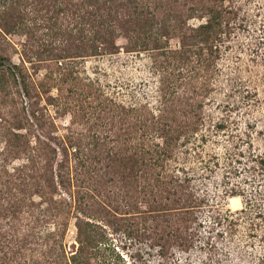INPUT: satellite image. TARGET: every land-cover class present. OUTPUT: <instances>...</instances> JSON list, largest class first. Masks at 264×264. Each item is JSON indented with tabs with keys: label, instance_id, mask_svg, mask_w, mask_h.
<instances>
[{
	"label": "trees",
	"instance_id": "obj_1",
	"mask_svg": "<svg viewBox=\"0 0 264 264\" xmlns=\"http://www.w3.org/2000/svg\"><path fill=\"white\" fill-rule=\"evenodd\" d=\"M179 1H165V13L159 16L149 7H142L139 0H0V33L12 35L21 29L26 38L21 44L24 51L19 63H13L0 49V264H113L98 247L105 243L104 224L110 223L135 242L149 243L141 253L130 254L131 263L118 255L122 264H149L147 257L154 260L151 249L159 257L156 264H176L177 261L168 260L171 253L180 250L175 244L181 251H188L197 247L198 241V248L209 249L206 260L210 264H235L231 259L220 263L222 256L229 259L234 253L242 258L238 264H243V257L248 258L244 244L251 237L258 238L262 249L251 262L264 264V193L255 192L250 198L244 197V190L238 186L227 187L221 197L241 196L242 208L231 210L222 204L221 209L212 206L205 210L210 196L200 192L197 170L184 165L193 149L186 146L200 132L198 124H186L202 118L190 111V101L183 99L186 95L177 92L181 86L188 89L191 72L199 74L196 65L206 60L205 55L218 52L219 44L234 34L238 23L231 20L241 16V28L246 22L252 24V15L242 10L241 3L224 4L233 0H207L205 4L191 0L186 8L178 7ZM28 5L33 6L32 11L47 7L48 15L26 18L23 7ZM194 17L204 21L187 26ZM174 36L179 38L180 49L166 53L163 40ZM28 42L31 48L39 47L36 60H46L41 79L30 72L33 61L26 52ZM256 44L264 48L262 40ZM249 52L251 61H257L258 51L252 47ZM191 54L197 60L185 70L181 64L190 63ZM144 55L150 59V95L155 98L152 104L145 100V111L140 110L145 97L137 98L132 93L130 107H124L125 101L115 104V99L107 97L81 70H85L84 63L90 57L111 56L108 60L117 61ZM171 59L178 69L173 78L167 71ZM240 72L229 77L233 90L227 102L218 99L221 91L215 94L217 105L228 112L243 109L244 113L246 100L257 92L244 77L249 73ZM153 74L158 75L156 81ZM66 83L71 87L64 93ZM149 83L142 82L147 87ZM131 84L128 79L124 86L130 88ZM218 89L222 90L220 86ZM81 94L98 102H88V109L78 106L72 112L75 106L70 99ZM105 103L110 104L109 111L116 106L117 115L130 114V122L128 119L125 128L118 126L116 133L104 141L93 131V125H87L93 138L82 143L81 131L73 129L79 119L78 111L84 110L82 116L86 120L101 119L99 112H105ZM202 104L198 102L195 109H201ZM178 113L184 125H173L179 121ZM67 114L71 119L62 134L55 120ZM225 127L224 120L214 123L215 132ZM261 130H257V135H264ZM198 138L207 142L203 132ZM103 144L109 145L105 148ZM247 148L254 152L253 143H247ZM71 156L74 162L70 161ZM255 157L253 173L256 167L259 184L264 180V155ZM234 172H239L237 167ZM103 177H108L106 183L114 189L104 197L114 196L113 200L106 199L107 203L94 198V190ZM227 184L228 181L223 182L224 187ZM157 196L163 199L157 202ZM213 199L215 203L219 201L218 197ZM113 201L119 206L111 210L107 204ZM33 208L37 213H32ZM207 212L210 214L205 218ZM71 221L76 249L69 253L65 237ZM204 225L207 233H201Z\"/></svg>",
	"mask_w": 264,
	"mask_h": 264
},
{
	"label": "rangeland",
	"instance_id": "obj_2",
	"mask_svg": "<svg viewBox=\"0 0 264 264\" xmlns=\"http://www.w3.org/2000/svg\"><path fill=\"white\" fill-rule=\"evenodd\" d=\"M165 1L167 0H139L142 7H149V11H156L159 16H163V14L165 13ZM202 1L203 4H205V1L207 0ZM210 1L211 0H209L208 2L210 3ZM180 2L181 4L178 7L183 6L184 8H186L191 4V0H187L186 2L184 0H181L179 1V3ZM239 3L242 4V10H247L248 14L251 13L253 19V21H251L252 24L246 22L244 23V26L242 24V27L240 28L238 27V24L241 23L240 21H242L241 16H239L240 19L236 18L234 20H231L232 23H238L236 25L237 27L234 31V34H232L230 36V39L226 40L224 44H219L221 47L219 48L218 52H215L213 53V55L209 56L205 55L207 56L206 60L203 59L201 63L199 62L196 65V71H198L199 74L197 75L196 73L191 72V84L188 86L187 90L183 88V86L177 89V92L179 94L186 95V97L183 98L184 100L188 98V100L190 101V111L201 114V121L195 122L191 120V122L186 125H190L191 127H193L198 124L200 132H203L207 137L206 143L201 142V140L198 138L200 132H196L195 135L197 136H194L192 138L195 139L192 140L193 143H190L186 146V148L191 146L193 149L192 151L190 150L191 155L187 158V164H184L186 165V167H188V169L189 167H194L197 170L196 179L200 185L199 190L202 194L204 192H207L210 196V198H208L209 202L205 206V210L207 211L208 209L211 210L209 207L212 206L215 209H221L222 204L225 208L235 210V208H231V198L225 199L221 197L227 187H232L234 185L235 187L238 186L237 188H239L240 190H244L243 196L250 198H252L251 196L255 192H258V195L264 193V190L262 191L261 188V186L264 187V180H262L263 182H261L260 180L259 184L256 183V180L258 179L257 176H255L256 172H258L256 167V172L253 173V167L257 165V162L254 161V159L256 158L255 156L264 155V135H257V130H260V128L262 129L261 131H264V48L261 45L256 44L260 40L264 42V0H247L246 2L245 0H233V2L226 1L224 4L237 5ZM32 7H30L29 5L23 7V12H25L23 14L26 18L33 20L35 18H41L39 17L40 14V16H42L43 18H46V16L48 15L47 7L43 6V10L41 11H32ZM197 13L203 14L200 10H198ZM202 21H204V19L194 17L188 20L187 26H196ZM23 31L25 30H15V32L13 31L12 35H5L3 33H0V49L2 53L9 57L13 63L20 62V53L22 52V50L24 51L21 46V44L26 40ZM40 34L41 32L37 33L36 36H39ZM29 43L31 42H28L25 48L28 56L33 61V64L31 66L33 67V69L30 68V72L33 74L34 78L41 79L43 77L44 67L45 65H47V63L45 62L46 60L39 62L36 60L35 53L36 50L39 49V47L31 48ZM252 47L253 49L257 50L259 53L257 54L260 55L257 56V54H254V56H257V61H251L249 48ZM179 49L180 43L178 37L174 36L168 38L167 40H163V50L166 51V53H168L169 50L178 51ZM121 54H124V56H128L125 55V53ZM109 57L111 56H104L100 58L90 57V59H87L84 63V65L86 66L85 70L81 69L85 72L81 73H83V75L87 73L91 77V80L94 82V84L98 87H101L105 91L107 97L115 99V104L120 103V101H125L124 107H130V103H133L132 93L137 98L142 96L145 97L142 98L143 104L140 106V110L145 111V100L148 99L147 101H149L151 104L155 101V98L150 95V90L152 89V74L151 72L148 73L149 70L147 69V66L150 64V59L147 58V55L139 58L124 57L121 60L118 59L117 61L108 60ZM196 60L197 57L191 54L190 63L187 62L186 64L183 63L181 65L185 67V70H187L186 68L190 67L191 64L194 65ZM178 61L180 63L183 62V60ZM25 64L30 65L29 62H26ZM94 65H98V68L95 69ZM116 68V72H113L112 69ZM167 71L170 73V76L172 78L177 76H173L174 73L178 71L177 67H175V64L173 63V60L172 62H170ZM239 71H241L240 74L243 73V75L244 72L249 73V75H244V77L248 78L251 81L250 83L255 85L253 86L255 87V89L257 88V92L254 93L255 96H253V98H248L244 104L246 110L245 112L247 114H245V112H242L243 109H241L242 111L231 110L230 112H228V110H223L222 106L217 105L218 102L216 101L217 96L215 94L219 93V91H221V95L218 99L224 103L228 101L227 96L233 90L231 85L228 84L229 77H235ZM166 73L167 72H165V74ZM153 77L154 81H156L155 78L158 79V75H154ZM128 79L132 82L130 88L124 86V83L128 82ZM248 79L245 80L247 81ZM145 80H149V87L142 84V82H144ZM219 86L222 88V90L218 89ZM67 87H71V84L68 85V83H66L65 85H63L64 93L66 92L65 90ZM145 94L148 95L147 98ZM71 98L72 99H70V102L75 106L71 110L72 112L75 111L78 106L80 109L82 108V106L88 109L86 107L88 106V102L92 103V101H94V104H97L98 102V99L90 101L82 94L80 96L75 95ZM198 102L203 103L202 108H199V110L195 109ZM109 107L110 104L108 103H105L103 105L102 108L106 109L105 112L100 110L99 115L103 116L101 119L92 118L91 120H86L85 116H82L84 110L78 111L79 119L77 123L73 125V129L75 128V131H81L82 137L80 141L82 143L91 141L93 138V134L87 131V125L94 126L93 131L97 135L102 136L101 141L108 139V137L116 133L115 131L118 126L123 125L124 128L127 127L128 119L129 122L131 120L130 114L117 115L118 111L116 109V106H114L113 111H109ZM177 108L179 109L178 106ZM178 114L179 121H176L173 125H184V122L181 118V113ZM242 114L244 116H242ZM95 115H97V113ZM196 118L197 116L195 117V119ZM70 119L71 118L69 114H67L64 117L55 120L62 134L64 133V127L69 125ZM220 120H224V123H226V127L221 132H215L216 128H214V123ZM255 122L258 123V126L255 125ZM240 137L243 140L242 142ZM249 142L253 143L254 152H251L250 148H247V143ZM108 145L109 144H107V146ZM107 146L105 147L103 144V147L107 148ZM252 155L254 158H252ZM70 161L74 162L73 156H71ZM236 167L237 171L239 172H234V168ZM107 180L108 177H103L99 181L100 184L94 190V198L96 200H102L106 202V199H114V196L112 195L104 199L105 196L112 194V191L114 190L109 183H106ZM253 180H255V183H252ZM225 181H228V184L224 187L223 182ZM106 190L107 194H105ZM157 197V202L163 199V197L161 196ZM217 197L219 198V201L215 203L213 198L216 199ZM237 197L240 200V206L237 207V209H240L243 206L242 197ZM260 203H262V201H260ZM114 205L115 204L113 201V204H107V207L112 210L113 207L115 208L116 206H119ZM121 209L123 208L121 207ZM32 211V213L35 214L37 209L33 208ZM121 212H124V210L119 211V213ZM209 214L210 213L208 212L205 213V218H207ZM253 215H255V213H253ZM98 222L103 225L100 220H98ZM121 222L123 221H120V223ZM114 227V223H110L109 225L104 224L103 228L106 234V239L104 244H100L98 246L99 250H101V252H104L105 257H109L110 261H112L113 264H122V258L119 259L117 257L118 255L119 257H123L125 262L131 263L132 259H130L129 257L130 254L137 255L136 251H139L141 253V251H144L143 249H145L146 245H148L149 243L145 244V242L142 241L135 242L132 238H128L127 236H125V233L123 231H116ZM195 227L196 225L193 226V228ZM207 230L208 228L204 225L201 229V233H207ZM246 239L247 241L245 242L246 244H244V246L247 249L246 253L248 254V258H246L247 255L246 257H243V264H254L255 262H251L253 260L252 257L257 256L258 253L262 252V249L260 248V246H258L260 244H258L259 242L257 241V237ZM65 243L66 250L69 251V253H72L73 250L76 249V244H74V227L72 225V221L69 225L65 237ZM151 243H153V241ZM175 245L180 250L178 252H173V254L171 253V250H169L168 252L171 253V255L169 256L170 258L168 259L169 261H177L176 264L179 261L180 264H210V262L206 260V257L208 258L210 256L208 251L209 249L205 247L198 248L199 241L195 243L197 247H194L193 249L190 248L188 251H181L182 249L177 244ZM174 249L175 251H177L176 247H174ZM150 251H153L152 254H154V260L153 257H147L148 259H150L149 264H156L157 260H159V257L156 256V252L154 249H151ZM230 254H232V252H230ZM230 259L232 263L235 264L241 263L242 261L241 256L237 253H234L229 257V259L222 256L220 263H225L224 261H228ZM214 260L217 261V258Z\"/></svg>",
	"mask_w": 264,
	"mask_h": 264
},
{
	"label": "bare ground",
	"instance_id": "obj_3",
	"mask_svg": "<svg viewBox=\"0 0 264 264\" xmlns=\"http://www.w3.org/2000/svg\"><path fill=\"white\" fill-rule=\"evenodd\" d=\"M231 208H237L240 206V200L239 198H232L230 199Z\"/></svg>",
	"mask_w": 264,
	"mask_h": 264
}]
</instances>
